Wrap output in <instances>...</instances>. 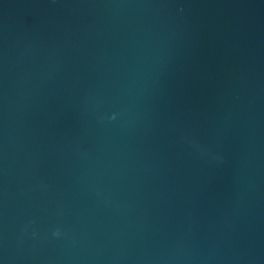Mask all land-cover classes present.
Here are the masks:
<instances>
[{
  "label": "water",
  "instance_id": "water-1",
  "mask_svg": "<svg viewBox=\"0 0 264 264\" xmlns=\"http://www.w3.org/2000/svg\"><path fill=\"white\" fill-rule=\"evenodd\" d=\"M0 264H264V0H0Z\"/></svg>",
  "mask_w": 264,
  "mask_h": 264
}]
</instances>
